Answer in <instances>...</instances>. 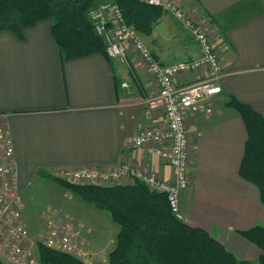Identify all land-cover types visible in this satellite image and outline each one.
<instances>
[{"label":"crops","instance_id":"0c3cea01","mask_svg":"<svg viewBox=\"0 0 264 264\" xmlns=\"http://www.w3.org/2000/svg\"><path fill=\"white\" fill-rule=\"evenodd\" d=\"M173 1L209 30L222 64V91L206 111L186 116L190 183L180 192V211L237 258L256 261L261 248L239 231L264 225V203L258 186L239 173L247 129L227 98L232 93L264 114V0ZM51 26L52 19H42L27 26L23 38L0 30V116L9 122L19 188L40 180L42 171L123 162L173 178L164 157L127 142L128 136L165 123L163 114L146 106L157 85L135 50L130 47L127 62L101 53L63 61ZM139 37L162 63L202 54L190 29L167 9L152 34ZM75 211L86 223L85 240L96 247L91 261L106 262L118 230H109L110 219L99 211ZM41 215L36 230L28 219L33 236L44 229Z\"/></svg>","mask_w":264,"mask_h":264},{"label":"trees","instance_id":"16d2710c","mask_svg":"<svg viewBox=\"0 0 264 264\" xmlns=\"http://www.w3.org/2000/svg\"><path fill=\"white\" fill-rule=\"evenodd\" d=\"M105 3L116 4L126 22L143 35L152 34L165 9L146 0H0V30L10 29L23 38L27 26L49 18L63 61L92 53H101L112 61L107 40L97 33L92 17ZM227 104L240 113L247 129L239 173L258 186L264 203V114L232 93ZM57 181L110 213L118 224L116 244L106 262H86L39 244L42 264H264V225L239 231L262 250L256 261L239 259L204 228L176 216L166 193L141 181L118 184L70 183L59 178Z\"/></svg>","mask_w":264,"mask_h":264},{"label":"built area","instance_id":"2783aa9c","mask_svg":"<svg viewBox=\"0 0 264 264\" xmlns=\"http://www.w3.org/2000/svg\"><path fill=\"white\" fill-rule=\"evenodd\" d=\"M146 1L162 6L183 22L194 35L202 54L162 63L143 43L136 28L126 22L122 10L116 4H102L92 17L97 33L107 40L109 56L127 62L128 51L132 47L154 79L157 91L145 103L150 111L163 114L165 123L158 122L146 127L138 134L128 136L127 142L133 146H147L154 154L164 157L173 167V178L165 179L155 171H147L128 162L112 168H59L56 174L80 183L141 181L166 193L172 211L183 218L180 192L190 183L186 116L190 110L206 111L209 101L222 91V64L209 30L190 12L173 0ZM202 69L206 71L205 75L178 81V77ZM42 216L44 229L37 237L33 236L24 215L17 182L9 122L5 116H0V264H37L39 244L70 253L86 262L92 260L96 252L88 248L84 238L85 222L70 220L48 210Z\"/></svg>","mask_w":264,"mask_h":264},{"label":"rangeland","instance_id":"374dc122","mask_svg":"<svg viewBox=\"0 0 264 264\" xmlns=\"http://www.w3.org/2000/svg\"><path fill=\"white\" fill-rule=\"evenodd\" d=\"M40 175H41L40 180L32 181V183L28 185L27 188L24 190L20 189L22 201H23L24 215L28 217L27 219H30L29 223L31 224L32 229L36 230L38 228L39 226L38 218H40L41 213L42 215H44L45 211L47 210L54 212L62 217L64 216L65 218H68L70 220L85 222L83 219H79L80 217L76 214L75 210L78 208L81 211V213L84 215L85 212L89 213L91 210L99 211L104 216V218L107 217L108 219H110L112 225L109 227V230L110 228L114 229L115 227L118 230V224H116V222L111 218V215L107 210H100L94 204L86 200H83L70 187L68 188L60 184L57 181V178L70 183H80V182H73L67 178H61L56 174V171H54L53 173L49 171L47 172L42 171ZM42 215H41V219L43 220ZM29 223H28V227L30 228ZM35 230L34 233L35 236L37 237L38 234L37 231ZM86 242L88 243L87 245L88 248L94 250L95 247V244H93L94 241L91 240L90 243L89 241L86 240ZM36 252H37V256L39 257L38 250ZM37 264H42V263H40L39 261L37 262Z\"/></svg>","mask_w":264,"mask_h":264},{"label":"water","instance_id":"95a60500","mask_svg":"<svg viewBox=\"0 0 264 264\" xmlns=\"http://www.w3.org/2000/svg\"><path fill=\"white\" fill-rule=\"evenodd\" d=\"M159 30L162 32V30H163V25L162 24L159 26Z\"/></svg>","mask_w":264,"mask_h":264}]
</instances>
